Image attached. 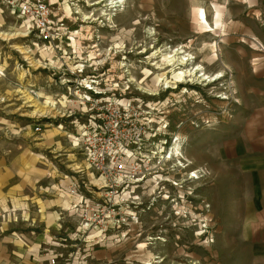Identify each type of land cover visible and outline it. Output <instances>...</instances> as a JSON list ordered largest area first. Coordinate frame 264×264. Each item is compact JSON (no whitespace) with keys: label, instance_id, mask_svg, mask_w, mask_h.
<instances>
[{"label":"rangeland","instance_id":"obj_1","mask_svg":"<svg viewBox=\"0 0 264 264\" xmlns=\"http://www.w3.org/2000/svg\"><path fill=\"white\" fill-rule=\"evenodd\" d=\"M99 1H57L72 32L60 51L34 33L0 39V264L251 263L248 244L214 227L217 216H230L223 207L233 196L214 194L198 157L219 156L214 126L230 136L231 123L240 121L229 60L246 57L245 33H264V0H127L113 12L110 0L94 5ZM198 7L212 31L200 28ZM0 31H29L2 0ZM16 47L31 51L35 62ZM181 48L206 73L224 71L225 78L200 83L187 73L179 81L162 55ZM158 75L176 88L158 84ZM144 79L158 95L139 84ZM92 81L104 95L85 90ZM84 97L91 102L83 105ZM47 101L57 111L37 114ZM109 103L147 110L157 127L167 125L150 144L146 178L120 192L113 206L78 145L97 104ZM175 137L181 157L167 161ZM195 171L203 179H191Z\"/></svg>","mask_w":264,"mask_h":264},{"label":"crops","instance_id":"obj_2","mask_svg":"<svg viewBox=\"0 0 264 264\" xmlns=\"http://www.w3.org/2000/svg\"><path fill=\"white\" fill-rule=\"evenodd\" d=\"M263 34V30L245 33L243 36L249 41L244 51L246 57L241 55L239 59L229 60V80L235 83V101L239 107L236 118L240 121L231 123L230 136H223L219 133L220 127L214 126L215 139L221 146L219 156L214 154V160L206 159L204 153L203 159L198 157L199 166L209 171L203 178L209 179L214 194L233 196L223 207L231 212L230 216H217L214 227L220 228V234L249 245V264H264ZM223 138H229L224 145ZM203 178L199 177L198 181ZM213 206L214 211L219 209L218 202H213Z\"/></svg>","mask_w":264,"mask_h":264},{"label":"built area","instance_id":"obj_3","mask_svg":"<svg viewBox=\"0 0 264 264\" xmlns=\"http://www.w3.org/2000/svg\"><path fill=\"white\" fill-rule=\"evenodd\" d=\"M57 1L2 0V4L27 24L29 34L34 33L44 46L60 51L72 32L56 12ZM82 62L83 59H78L76 66L82 67ZM84 71L79 68L77 73L82 76ZM96 85L92 81L85 90L95 96L104 95V91L92 88ZM97 107V114L89 119L90 126L82 132L78 145L90 167L104 183L107 189L105 197L113 206L120 192L146 178L150 144L154 142L158 131L166 129L167 125L161 120L157 127L151 112L144 109L120 103L97 104ZM177 141L175 137L169 149H173L176 145L173 143ZM165 157L171 161L178 156L168 152ZM196 174L198 171L192 172L191 179L197 180L199 177Z\"/></svg>","mask_w":264,"mask_h":264},{"label":"bare ground","instance_id":"obj_4","mask_svg":"<svg viewBox=\"0 0 264 264\" xmlns=\"http://www.w3.org/2000/svg\"><path fill=\"white\" fill-rule=\"evenodd\" d=\"M106 1L107 0H104V1H101V2L99 1V3L97 2L94 5H97V4L99 5V4H101L103 2H106ZM126 1L127 0H110V5H109L110 8H109V10L112 11V10H114L116 8L118 9V7H124ZM216 6H218V5H216ZM216 6H214V7H215V10H216V13H217V17H219L221 15L220 14L221 10H220V8H218ZM80 13L81 12L78 11V13H76V14H80ZM194 13L196 15L197 22H198V24H199V26H200V28L202 30H204L205 32H210V31L213 30L212 29L213 26L208 22L206 10H204L202 7H198L195 10ZM104 16L107 17V16H111V15L110 14H105ZM83 18L85 20H89L90 19V17H87V15L86 16H83ZM219 22L221 23V21H219ZM216 26H217V24H216ZM28 34H29L28 32L22 33L21 31H20V33L17 32V33H13V34L11 32L7 33V32L0 31V39L2 38L5 41H12V39L15 36L21 35L22 38H26V37H28ZM182 48L181 49H177L176 51L172 52L173 55H172V53L170 51H169L170 54H167L166 53V54H163L162 55V58H163V61L165 62V64H167V66H174V68H173L174 72L177 70L176 73H174V76H175V78H178L179 81H182L183 79H186L187 77H185V76H186L187 73L189 74V76L196 77L197 81H199L200 83H203L204 82V83H208V84H214L217 81H220L223 78H225L226 75L224 74V71H220V72H218L216 74L214 73V75L210 76L208 73H206L204 71V68H203L202 65L193 63V61H195V57L192 54L187 53L186 50L185 51L182 50ZM17 49L20 50L21 54L26 55V59L28 61H30L31 63H34L35 62L34 60H36V59L34 57H32L31 51L26 50L25 47H18ZM166 50H168V48ZM176 56H178L177 61H175V57ZM37 63H39V62H36V64ZM39 65L42 66V64H40V63H39ZM175 66L176 67L178 66L179 69H175ZM131 81L133 83H137L133 79H131ZM156 81H157L158 84H161L163 87L167 88L168 90L170 88H176L175 86L172 85L171 81H169L166 76L158 75L157 78H156ZM149 83L150 82H148L147 79H144L139 84H141V85L142 84H144V85L146 84L145 85L146 86V89L149 92H151V95L152 94H155L156 91L154 89H152L153 87H151V85H149ZM85 88H88V87H85ZM91 90H92V88H91ZM84 100H85V102L82 103L83 105H85L87 102H91V100L89 98H86V97H84ZM50 103L51 102L47 101L44 104L42 103V104L38 105V107H37L38 109L36 111L37 114L38 113H41L42 115H44V114H48L50 112L57 111V107L54 106V105H52V104H50ZM172 154L175 155V156H180L181 155L180 148H179V144H176L174 146V148L172 149ZM144 248H145V246H144Z\"/></svg>","mask_w":264,"mask_h":264}]
</instances>
